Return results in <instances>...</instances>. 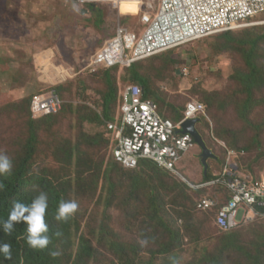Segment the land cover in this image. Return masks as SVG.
I'll return each instance as SVG.
<instances>
[{
	"label": "trees",
	"instance_id": "obj_1",
	"mask_svg": "<svg viewBox=\"0 0 264 264\" xmlns=\"http://www.w3.org/2000/svg\"><path fill=\"white\" fill-rule=\"evenodd\" d=\"M94 7L88 6L92 10L95 9ZM257 31H252V34L247 35L249 37L245 39H240L236 34L237 31L213 36L224 42L217 46L220 53L232 51L243 53L246 70L236 72L233 81L238 85L241 95L244 96L243 101L237 106L238 115L247 123L249 122L250 112L261 104V101L255 100L256 92L264 90V59L259 54L264 45V33L260 31V33H256ZM172 51L148 60L154 58L165 59L164 65L168 69L170 64L168 58H170L169 55ZM142 62L134 64L130 68L100 69L105 90L101 96V113H97L90 108L80 109L78 113V123L81 131L86 124L93 127L94 130L97 129V134H82L81 141L88 145V150H83L77 142L74 145L72 141L66 140L52 156L55 164L41 165L38 158L42 154V132L45 128H49L57 122L58 115L61 112L37 121L33 118L31 111L32 97L10 106V108L18 109V104L19 106L25 105L28 113V135L21 143L19 150L18 144L14 145L13 141L10 148L3 152L12 159L13 170L10 176L0 177V184L4 186L0 190V220L8 218L15 201L31 204L32 200L41 192L47 193L48 209L45 222L48 225L49 231L47 234L51 238V242L45 250L31 249L27 244V225L23 222L15 225L11 235H7L0 230V243H9L12 249L11 259H5L0 254V264H156L159 257L165 259V264H172L171 257H175L180 261V253L184 252L185 240L189 239L191 244H201L199 241L201 237L198 235L208 232L207 225H212L216 232L221 235L220 239L213 249L203 248L201 253L188 264H227L228 258L232 254L240 255L239 259L243 260L240 261V264H264V235H260V243L257 242L253 245L257 248L252 253L246 250L240 242L239 233L245 228L263 224L264 219H259L230 234H222L215 226L217 215L215 212L197 211L196 205L204 197L218 196L224 200H229L230 195L225 189L217 186L211 190H192L182 182L181 184L170 183V178L177 177L160 170L151 162L142 161L138 169L127 171L114 161L112 156L113 142L108 135L106 123L116 122L119 115L121 93L123 91L121 87L118 89L117 73L119 70L125 71L128 81L131 82L125 87L130 85L141 87L145 98L152 100L158 106L161 116L165 119L179 123L184 118L187 105L190 104L188 103L185 106L183 114H180L176 106L169 105L163 90L153 89L148 78L140 73ZM56 92L59 95L58 90ZM212 101V96H206L203 99L208 107L213 106ZM165 108L173 112L174 116L165 115L162 112ZM62 113H65V108H63ZM101 127L104 128V133L98 130ZM198 132L206 144L201 132L199 130ZM197 148L200 150L196 146L195 150L193 149L190 153L194 152L195 155ZM207 148L209 149L208 146ZM108 150L111 152L112 160L109 161L104 173L105 157L95 161V157L90 154L87 155V152L99 151L102 153L103 151L108 152ZM224 151V158L216 156L211 151L216 159L208 161L209 170L206 177H204L201 155L200 168H203L201 175H199L201 169L198 172V163L194 161L196 158L187 161V156L190 153L183 158L177 169L181 175L185 174L184 176L192 185L210 182L215 179L216 175L221 173L226 164L227 152ZM241 158L240 156L238 164L245 174L256 179L263 176L249 174L246 170L247 167L241 164L244 157ZM191 163L197 168L193 167ZM191 166L192 169H190ZM248 169L251 170L249 167ZM113 176H117L118 179L121 177L122 180L116 185V182H113ZM125 176H127V179ZM100 181L104 182L101 191H99ZM106 185L108 188H106ZM119 186L121 188L128 187L129 190V199H124L125 211L130 208L132 201L141 203L140 192H146L148 200L145 203L147 206L143 208L144 211L141 217L142 229L152 236L158 245L157 252H151L149 260H146L143 252L144 248L140 249L137 244L124 241L110 226V212L119 208L117 191ZM189 191L196 196L195 202L188 194ZM61 200H75L79 205L77 212L67 222L55 220L57 207ZM85 202L91 204L87 206L89 209L82 207ZM90 206H93V208ZM100 209L103 212L102 218L98 222L96 213ZM198 216L205 217L210 224L198 223ZM179 223L182 226L178 228ZM183 223L185 224L183 225ZM198 247L196 251H198ZM52 251H58L60 255L52 257L49 254Z\"/></svg>",
	"mask_w": 264,
	"mask_h": 264
},
{
	"label": "rangeland",
	"instance_id": "obj_2",
	"mask_svg": "<svg viewBox=\"0 0 264 264\" xmlns=\"http://www.w3.org/2000/svg\"><path fill=\"white\" fill-rule=\"evenodd\" d=\"M54 2V29L49 31L46 37L31 39L21 36L25 32H18L16 27L18 0H0V152L10 148L13 141L14 145L18 144L19 150L28 135V113L25 105L18 104V109L10 106L31 97L33 100L35 96L57 94L58 90L57 96L61 98L63 105L58 115L59 122L57 120L42 132V154L38 158L41 165L55 164L52 156L66 140L72 141L74 145L77 142L83 150H88V145L81 141L82 134L94 135L97 134V129L94 130L85 124L81 131L78 113L83 108L101 113V96L105 92L102 71L93 73L89 68L91 61L99 50L114 39L119 26L137 31L141 16V12L132 6L121 7L120 17L109 5H96L93 10L88 7L82 10L76 5L75 0ZM260 22L263 21H255V24ZM254 30H258L256 33H264V25L239 30L236 34L240 39H245ZM222 43L224 42L218 37H213L175 49L170 52L168 69L164 65L165 59L154 58L141 63L140 73L148 78L153 89L163 90L168 104L176 106L180 114L188 103L204 104L207 110L206 118L200 120L197 129L209 149L221 158H224V150L233 151L236 153L234 163L241 173L245 174L238 164L240 156L244 157L241 164L247 167L249 174L264 176V90L255 94V100L261 101V104L250 112L249 122L243 121L238 115L237 106L243 101L244 96L233 81L236 72L246 70L243 53L236 51L220 53L217 46ZM259 54L264 59V45ZM184 71L188 72H186L188 76L183 75ZM117 80L118 89L121 87L124 90L127 84H131L123 70L118 71ZM206 96H212V107L203 102ZM63 108L65 113H62ZM162 112L174 116L168 108ZM98 130L104 133L103 127ZM88 154L94 156L95 161L105 157V173L109 161L112 160L110 150L102 153L89 151ZM200 155L201 150L197 148L195 155L192 152L187 156V161L196 158L194 161H197L198 168L193 166V163L191 165L197 168L198 172L201 169ZM201 172L203 173V168L199 175ZM184 175L182 176L186 179ZM125 177L127 179V176ZM121 180V177L118 179L117 176H113L116 185ZM169 182L181 184L182 181L172 177ZM103 186L104 182L100 181L99 191ZM117 191L119 208L110 212V226L124 241L135 243L140 249L144 248L146 260H149L151 252H157L158 245L153 237L142 229L141 217L148 200L146 192H140L142 206L141 203L132 201L130 208L125 211L124 199L128 198V187L119 186ZM188 194L195 202L196 196L190 191ZM88 205L91 204L85 202L82 207L88 208ZM102 212L100 209L96 213L98 222L102 218ZM241 218L242 212L238 219ZM197 222L210 224L208 219L201 216H198ZM181 226L179 223L178 228ZM207 228L208 232L198 235L201 237L200 246L191 244L189 239L185 240L184 252L180 253L181 264L191 262L203 248H214L221 235L212 225H207ZM239 233L240 242L245 249L254 253L257 247L253 245L260 243V235H264V223L245 228ZM145 239L148 243L142 246L140 241ZM239 256L230 255L227 264H240L242 259L240 260ZM157 261L156 264H165L162 257Z\"/></svg>",
	"mask_w": 264,
	"mask_h": 264
},
{
	"label": "built area",
	"instance_id": "obj_3",
	"mask_svg": "<svg viewBox=\"0 0 264 264\" xmlns=\"http://www.w3.org/2000/svg\"><path fill=\"white\" fill-rule=\"evenodd\" d=\"M81 9L109 5L121 17L124 4L136 5L141 12L137 31L119 26L114 39L99 50L90 69L130 68L134 64L179 49L213 36L264 25V0H76ZM159 3V6H158ZM157 4V6H156ZM131 17V15L129 16ZM255 21H263L255 24ZM184 71V76L188 72ZM63 102L54 94L35 96L31 111L35 120L57 115ZM206 106L199 102L187 105L179 123L161 116L158 106L146 99L137 85L124 88L116 122L106 123L113 142L112 156L124 170L138 169L148 161L169 172L196 191L222 187L229 200L204 197L198 201V212H215V226L222 234L264 219V176L256 179L239 171L236 153L227 152L226 164L215 179L192 185L177 167L197 145L190 135L182 134L187 121L206 118ZM242 212L241 220L238 219Z\"/></svg>",
	"mask_w": 264,
	"mask_h": 264
},
{
	"label": "clouds",
	"instance_id": "obj_4",
	"mask_svg": "<svg viewBox=\"0 0 264 264\" xmlns=\"http://www.w3.org/2000/svg\"><path fill=\"white\" fill-rule=\"evenodd\" d=\"M13 161L5 153L0 152V177H7L12 174ZM0 184V190L3 189ZM79 208L75 200H61L56 211L55 220L58 222H67ZM48 209V195L41 192L36 196L31 204H25L20 201L13 203L12 209L6 220H0V230L5 234L11 235L17 223L23 222L27 225V244L33 250H45L51 242V238L47 234L49 229L45 222V216ZM59 235V233H57ZM142 246L147 245L148 240L140 241ZM0 254L5 259H11L12 249L9 243H0ZM52 257L60 255L58 251L49 253ZM172 264H180L179 259L170 258Z\"/></svg>",
	"mask_w": 264,
	"mask_h": 264
},
{
	"label": "crops",
	"instance_id": "obj_5",
	"mask_svg": "<svg viewBox=\"0 0 264 264\" xmlns=\"http://www.w3.org/2000/svg\"><path fill=\"white\" fill-rule=\"evenodd\" d=\"M75 3L80 7L76 0ZM54 21V0H18V19H16L18 24L16 27L18 32H25L21 36L31 39L46 37L49 31L54 29Z\"/></svg>",
	"mask_w": 264,
	"mask_h": 264
},
{
	"label": "water",
	"instance_id": "obj_6",
	"mask_svg": "<svg viewBox=\"0 0 264 264\" xmlns=\"http://www.w3.org/2000/svg\"><path fill=\"white\" fill-rule=\"evenodd\" d=\"M85 13V12H84ZM55 96H57L56 93H54ZM200 123V120H193V121H187L182 126V134L183 135H190L194 138L196 145L201 150V163L204 168V177L207 176L209 166L208 161L215 160L216 157L213 155V153L207 148L206 144L204 143L201 135L199 134L197 130V125Z\"/></svg>",
	"mask_w": 264,
	"mask_h": 264
},
{
	"label": "bare ground",
	"instance_id": "obj_7",
	"mask_svg": "<svg viewBox=\"0 0 264 264\" xmlns=\"http://www.w3.org/2000/svg\"><path fill=\"white\" fill-rule=\"evenodd\" d=\"M128 6H132V7H135V8L138 9V7L136 5H131V4H124V5H122V7H128Z\"/></svg>",
	"mask_w": 264,
	"mask_h": 264
}]
</instances>
